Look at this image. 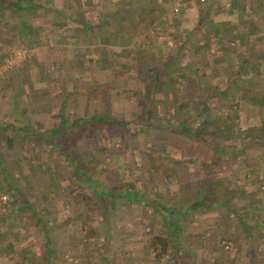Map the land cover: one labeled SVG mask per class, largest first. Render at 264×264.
Returning <instances> with one entry per match:
<instances>
[{"label": "rangeland", "instance_id": "rangeland-1", "mask_svg": "<svg viewBox=\"0 0 264 264\" xmlns=\"http://www.w3.org/2000/svg\"><path fill=\"white\" fill-rule=\"evenodd\" d=\"M181 1L194 10L175 14ZM200 1L40 0L43 9L24 14L28 27L14 19L11 28L5 25L8 14L0 12V126L25 128L14 134L17 143L11 133L6 140L0 137V223L7 226L11 217L25 225L32 240L22 251L40 254L36 246L42 240L28 225L29 212L10 207L3 170L18 191L59 215L56 245L68 250L63 259L54 252L55 264H97L101 251L109 264H154L139 229L153 213L126 202L122 190L144 201L151 192L169 199L176 195L172 203L183 211L207 187L221 205L243 214L244 225L222 206L194 214L191 230L198 233L193 242L183 238L185 262L194 264L201 257L207 264H264V150L252 143L251 133L258 125L264 129V4ZM182 16L190 18L191 30L181 23ZM214 23L221 25L220 41L206 43L207 28ZM159 71L162 85L148 111L144 94ZM200 101L209 108L202 115ZM92 115L130 125L98 130L74 123ZM202 120L217 124L214 141L234 158L217 157L179 136L174 126L166 128L179 123L197 128ZM51 132L58 134L54 148L33 136ZM66 151L96 186L75 177L61 154ZM257 161L261 164H251ZM47 166L57 180L35 170ZM112 184V205L103 210L91 199L81 207V200L96 197L95 188ZM64 189L82 195L81 200L74 196L71 204ZM45 191L49 200L40 196ZM85 223L100 229L95 257L89 256Z\"/></svg>", "mask_w": 264, "mask_h": 264}, {"label": "trees", "instance_id": "trees-1", "mask_svg": "<svg viewBox=\"0 0 264 264\" xmlns=\"http://www.w3.org/2000/svg\"><path fill=\"white\" fill-rule=\"evenodd\" d=\"M257 5H263L264 0H255ZM41 2L40 0H0V12L8 14L6 17H4L6 20L5 25L7 26L6 28H11L9 27V21L14 20V19H19L20 23L22 26L28 27L27 24H25V16L24 14L26 12H29L30 10H35V9H43L42 6L40 5ZM259 10V9H258ZM1 24H4L2 22ZM219 24V23H218ZM220 25V24H219ZM207 34L210 37H213L215 40H219V27L218 25H212V27L207 28ZM10 33V32H9ZM9 36H12L9 34ZM209 41V40H208ZM207 43V42H206ZM252 58L251 55H249L247 59ZM243 63H241L240 68L242 69ZM178 71V70H175ZM180 71V70H179ZM161 73L160 71L156 74L154 80L152 83L149 85V91L144 94L145 100H148L147 102V110L150 111V108L154 105V99L157 97V92L160 89V85H162L161 82ZM179 75H182V73H176V77H179ZM213 92L210 91L209 95H211ZM141 96H143L141 94ZM246 99L245 101H247ZM201 102V107L198 110V114L202 115L204 112H206L209 108L204 106L203 101ZM260 101H252V103H259ZM107 111H108V103H107ZM149 113H147L148 115ZM63 120V119H61ZM75 124H79L82 126V128L85 129H98L102 130L105 128L108 129H120L123 130L126 128V126L130 125L127 122L115 120L112 117L106 115V116H85L82 118H79L75 120ZM139 123V122H138ZM242 123V122H241ZM140 125H147L149 126L150 124H142L139 123ZM168 124V123H166ZM262 124V122H261ZM213 126V132L209 131V127ZM178 131V135L182 136L186 139L191 140L194 143H197L201 146L207 147L210 149L212 152H214L217 157H229L230 159L234 158L236 155L235 154H230L229 152L222 150V148L214 141V135L219 134V127L217 124L209 121V120H202L199 124V127L197 128H191L188 125H181L179 123L178 126H175L172 124L171 126H168L166 128H170L169 130L172 131L173 127ZM25 128H16L13 125L6 124L5 126L1 127L0 126V137L3 138V135H5V140L8 139L7 137H10V133L16 134L18 131H20L22 134ZM241 130V127H240ZM64 132V131H62ZM259 132V133H257ZM252 134H255L252 143H257L259 145V149L264 150V129H262L261 125L256 126L254 129L251 130ZM252 134H248L249 137H252ZM57 132H51V134L47 136H42V135H33L35 139L39 141V143H44V145H50L53 147L56 144V139H57ZM17 136H14L11 140L13 142L19 141V138L17 140ZM33 137V138H34ZM246 137V136H242ZM31 138V139H33ZM241 138V137H240ZM34 139V141H36ZM150 141V138L147 140ZM14 142V143H15ZM16 142V143H17ZM249 145V144H248ZM247 145V146H248ZM243 146L241 148V151H245V147ZM59 152H62V149L60 146H58ZM54 148V147H53ZM126 148V147H125ZM98 152V151H96ZM64 155V158L67 160L69 163L70 167L72 168L75 177L81 178L84 181L88 182L91 184V186H96V184L93 182L94 178L80 170V165L76 161V158L70 154L69 152H63L61 153ZM238 154V153H237ZM247 161V159H245ZM94 162V161H93ZM252 165H260V162H255L251 163ZM250 167L251 165L248 163L247 165ZM36 172L38 174H46L48 173L53 177L54 179L57 180V176H54V174L51 171V167L47 166L46 169L37 167L35 168ZM6 170H3V175L6 178L5 181H3V186H4V193L8 195L9 198V203L10 207L16 211H19L21 209L27 210L29 214L27 215L28 222L30 226H32V229L37 233L38 238H39V243L36 246L37 249H40L41 253L36 254L35 252L33 254L29 253L27 250L24 252L22 251V248L24 245L30 243L32 240L31 234L27 232V228L25 229V225H17V220L12 219L11 217L9 220V224L7 226H4L3 223H0V264H55L53 260V255L54 252H57L60 254V258L63 259V254L66 252L65 250H68V248L65 249H59L56 245V239L57 235H55V231L58 230V225L57 221L60 218L59 215L57 214H49L43 204H40L38 201L35 203L32 201V196H29L25 192L18 191V189L15 187L14 182L10 180V177L6 175ZM56 175V174H55ZM36 184V183H34ZM262 184H264L262 182ZM27 184H25L26 186ZM37 186V184H36ZM35 186V187H36ZM111 186V188H109ZM107 186L108 188L105 189H98L95 188L96 190V197L95 198H90V199H85L81 200L82 195H76L75 192L73 193V190H66V198L69 199V201L72 204V199L75 196L77 199L79 198L81 200V207L83 208L86 204H88L89 200L93 199L94 204L98 203L101 206V208L104 210L107 208V205H112L113 200L116 198V195L114 192H116L115 187L112 185ZM164 185H160V188L163 187ZM127 187H131L130 184ZM34 188V187H33ZM126 189V188H125ZM108 190V191H107ZM160 190V189H158ZM50 191H45L42 192V195H40L43 199L49 200L50 199ZM31 195V194H30ZM70 195V196H69ZM122 199H124L128 203L135 204L138 206L141 210H150L153 214L148 218L146 217V222L141 223L139 225L140 232L144 233V237L146 238V243L143 246L144 251L152 257V261L154 264H191V263H186L184 258L187 256L185 254V250H187V244L183 242V238L185 240H192V235L197 234L198 232L194 233L191 230V222H192V216L199 211L206 212V211H211L216 209L219 206H222L224 209H226L227 212L231 213L232 216L235 219H239V222L242 224V219H243V214L240 212L237 213L234 210H231L227 204L221 205V202L214 198L212 196V193L210 192L209 187H207L206 192L203 193L198 199L193 200L186 208L185 210H181L176 208L174 206L173 200L176 197V195L173 196V198H165L167 195L166 193H160L159 191L157 192H151L149 195V198L147 201H144L138 197L136 193H134L131 190L126 189L125 191L122 190ZM163 197H161V196ZM235 196V195H234ZM121 197V196H120ZM161 197V198H160ZM235 198V197H233ZM232 198V199H233ZM165 199V200H164ZM83 201V202H82ZM167 201L169 206L166 207L164 206L163 202ZM78 204V203H76ZM73 210V208H71ZM155 213V214H154ZM77 213L76 215H78ZM87 217V215H84ZM3 217L1 218V220ZM5 219V218H4ZM72 221L71 219H69ZM53 225H49L52 224ZM24 224V223H23ZM244 225V224H242ZM84 230L86 231V235L88 237L87 239V246L90 247L91 249L89 250V256H96L95 254V249L93 247V244L97 241H99V238L101 236L98 234V231L100 230L99 228H91L89 227L88 223L84 224ZM145 229H150V233L145 232ZM25 229L24 231H22ZM207 229V228H205ZM9 242L6 244V240L9 239ZM195 237V236H194ZM258 238L260 239L261 236L258 234ZM123 239V238H121ZM5 245V246H2ZM194 252V251H193ZM198 252V250L196 251ZM195 252V255H196ZM18 256L14 260L15 255ZM71 257H74V253H69ZM78 256L84 255V251L82 250L81 252L78 251ZM101 255V258L97 261V264H109L107 258L104 257L102 251L99 253ZM123 256H126V253L123 252ZM17 260V261H16ZM205 259L199 257L194 264H207L205 263ZM113 263V261H110ZM223 262V261H222ZM216 264H223V263H216Z\"/></svg>", "mask_w": 264, "mask_h": 264}, {"label": "crops", "instance_id": "crops-1", "mask_svg": "<svg viewBox=\"0 0 264 264\" xmlns=\"http://www.w3.org/2000/svg\"><path fill=\"white\" fill-rule=\"evenodd\" d=\"M185 1H186V0H185ZM201 1H204V0H201ZM201 1H200V2H201ZM177 6L180 7V9H178V10H179L178 13L181 12V11H180L181 9H183V12H184V11H187V10L189 9V8H185V6H187V4L184 3L183 1H181V2L179 3V5L177 4ZM177 8H178V7H177ZM189 10H190V11H193L194 9H193V8H190ZM184 16H185V15H184ZM180 19H181V21H182L181 23H186V24H187L186 27H187L189 30L192 29V27L190 26V22H189L190 18L187 19V18H184V17L182 16V18H180ZM188 22H189V24H188ZM196 24H197V22H196ZM196 24H195V25H196ZM216 24L218 25V27H219V32H220V30H221V25H219L218 23H214L213 25H216ZM179 25H181V24H179ZM200 25H201V24H200ZM180 28H183V26L181 25ZM175 34H176V32H175ZM175 34H173V35H175ZM190 37H191V36H190V31H188L187 34H186V39H187V38H190ZM212 39L215 41V39H214L213 37H210V39H207L206 42H207L208 40L211 41ZM213 40H212V42H213ZM216 41H217V40H216ZM207 43H208V42H207Z\"/></svg>", "mask_w": 264, "mask_h": 264}, {"label": "built area", "instance_id": "built-area-1", "mask_svg": "<svg viewBox=\"0 0 264 264\" xmlns=\"http://www.w3.org/2000/svg\"><path fill=\"white\" fill-rule=\"evenodd\" d=\"M178 8H174V13L177 14L178 13Z\"/></svg>", "mask_w": 264, "mask_h": 264}]
</instances>
